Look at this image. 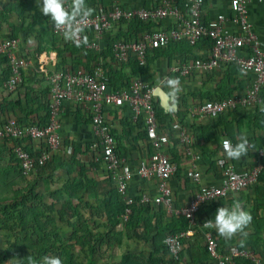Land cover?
Listing matches in <instances>:
<instances>
[{
	"label": "built area",
	"instance_id": "obj_1",
	"mask_svg": "<svg viewBox=\"0 0 264 264\" xmlns=\"http://www.w3.org/2000/svg\"><path fill=\"white\" fill-rule=\"evenodd\" d=\"M229 2L231 14H218L213 21L207 23L203 19L204 0H184L183 5L179 0H162L160 5L152 8H125L114 1L112 6L99 7L94 11L84 26L83 35L90 30L94 32V37L90 42L88 41L87 48L101 51L103 37L114 24L136 19L151 21L174 18L176 25L170 29L145 31L139 39H118L113 42L112 54L115 61L123 63L134 56L141 65H146L149 51L155 48L165 47L171 42L182 39H188L195 45L202 37H209L212 46L208 56L178 62L170 71L187 77L195 71L211 72L234 62L241 70L254 74V81L243 96L208 100L198 108V112L210 117H218L229 109H235L238 104L260 103L261 89L264 86V50L248 18L249 0H229ZM228 23L237 25L239 30L236 28L237 30L233 31L227 26ZM54 31L63 36L55 28ZM18 45V38H4L0 41V53L7 54L12 68L11 78L0 85V93L15 90L23 81L22 68L26 65V59L16 52ZM242 50H247V53L241 55ZM167 79L169 78L165 80ZM49 81L51 104L47 125L23 124L17 117H9L4 125L0 126V138L16 140L13 149L22 172L29 174L36 164L44 165L60 149L62 144L60 113L63 103L72 101L91 115L92 128L97 138L95 145H100L101 159L108 173H112L118 191L128 205L124 218L127 219L131 212L130 206L138 201L140 203L154 201L169 211L173 210L170 180L176 173L177 164L165 153L170 143V135L168 129L160 127L157 119L154 94L156 85H151L139 76H132L127 87L111 89L108 86L109 74L102 61L97 62L91 71L82 68L55 70L49 75ZM106 106L130 107L133 121L145 125L146 134L153 146V157H142L138 165L133 168L120 156L116 138L106 123L104 115ZM172 130L178 134L179 144L184 147V153L192 160L188 177L199 181L201 172L198 169V162L201 154L193 149L189 132L180 123L175 122ZM23 139L42 141L44 147L38 154L32 155L21 143ZM225 140L233 144L230 138H223L222 149ZM259 154L264 155V147L259 149ZM217 162L223 175L222 184L201 185L188 206L177 211L188 218L189 227L197 224V212L202 204L253 185L263 168V164L259 163L250 169L237 170L226 156L219 157ZM136 176L156 178L158 194L152 198L146 194H142L139 198L132 197L128 193L129 183ZM203 226L206 228L205 246L211 264H237V260L243 257L260 264V260L256 259L252 251L237 245H231L223 251L210 226H206L205 222ZM188 234V230L168 234L165 238L169 250L168 256L156 264H175L183 250L182 238Z\"/></svg>",
	"mask_w": 264,
	"mask_h": 264
},
{
	"label": "crops",
	"instance_id": "obj_2",
	"mask_svg": "<svg viewBox=\"0 0 264 264\" xmlns=\"http://www.w3.org/2000/svg\"><path fill=\"white\" fill-rule=\"evenodd\" d=\"M6 1L9 0H0V10L3 7V4L6 3ZM111 1H117L121 6L125 8H152L154 6L160 5L162 2V0H88V2H86L88 6L96 11L97 9H99V7H107L108 4L111 3ZM179 2L181 3V0H179ZM203 5V19L207 23L213 21L218 14H231L229 0H204ZM247 8L248 18L252 23L253 29L258 34L261 40V46L264 50V0H249ZM9 24L0 20V35L2 37L9 36L11 32L10 26H13L12 23ZM150 25V29L152 30H166L175 27L176 23L174 21V18L170 17L161 20H151ZM227 26L233 31H236L237 29L239 30V27L233 23H228ZM125 32V26L124 29H121L120 24H114L111 29L104 35L103 41L106 38L109 40L113 37L115 38L118 36V34L124 36ZM19 33L20 35L18 39L20 44L18 45L17 49L18 54L22 58L26 59V65L22 68V75L24 77V80L26 81L25 87L34 88V91H30L29 95L34 100H32L31 103L28 102L26 95L28 90H25L24 88L0 93V120L6 121L9 117L16 118V115H21L24 119L26 117L25 112L23 113V111L21 112V110H18L17 114H14V112H12V110L10 109L12 101L20 100L22 102L23 109L28 112L29 110L32 111L27 117L29 118L28 120L31 122H40V117H43L45 115V111L43 110L42 106L47 105L46 101L44 100L46 99L45 92L50 88L49 75L56 70V64L58 61V52L56 51L57 47H53L48 43H44V50L39 51L41 45L38 44L37 41V31H33L32 34H30L28 37L24 36L22 32ZM86 33L88 41L90 42L94 37V32L90 30ZM210 43L212 42L208 40L203 41V39H200L198 43L193 46L192 53H194V55H196L197 57L208 56L211 48ZM182 52L184 51H181V53H175L172 58L166 56L151 58V62L147 65L146 68V75H148L149 73L150 75L148 76H151L150 78L152 79V81H148V83L153 84V82L155 81V84H153L154 86L161 85L165 90H167L169 94L170 91L166 87V81L168 79H165L168 77L178 78L180 80L182 91L179 94L178 98L170 94L172 105L171 109L169 110L171 113L170 118H172L170 122L178 121V123H180L185 129H187L192 139V144L198 137V141L200 142V144L204 143V145L212 149H215L217 147V144H214L212 141H210L213 138L212 135H216L221 141L223 138L228 137L232 140L233 145L239 142L238 138H246L250 145L248 155L241 158L240 160H227L231 162L237 170L250 169L259 163H262L264 165V155L261 156L259 154V149L262 147L260 144H257V141L260 142L261 140L262 142V140L264 139V131L262 129L256 128L254 122H248L246 119H244L246 115L252 116L255 113H264V110H262L264 109V87L261 90L260 103H252L251 105L238 104L235 109L228 110L230 112L226 116V121H212L210 116L198 112V108L205 101L210 100L208 99V97L214 93L215 89L217 88L219 83H221L223 78L227 81V71L229 67L227 64H225L222 67L211 72L195 71L192 75L187 77L181 76L180 74H173L170 71L173 65L183 61V59H187V57L188 59H192V56L190 54L185 55ZM246 53L247 50L240 51L241 55H245ZM150 57L153 56L151 55ZM83 61L85 65L80 66L81 68H86V70L89 68V71L93 70L95 65L89 63L85 58L83 59ZM106 61H109L111 64L118 63L111 57H108ZM86 64H88V68L86 67ZM240 70L235 75V78L237 80H234V82L232 83L233 96L229 97L243 96L246 93V89L251 86L254 81V74L248 71ZM125 71L131 72V68L128 67L125 69ZM204 98L208 100L204 101ZM39 100L40 104L38 102ZM178 111H183L185 112V114H182V116L178 118L176 117V113ZM104 115L107 125L113 128V130H116L118 133L117 136L114 137L117 141V148L119 153L128 163H130L133 168L138 165L139 160L142 157L154 156V151L149 145L150 141L147 140L146 136H143L142 134L145 131H142L139 136L138 131L140 129L145 130V125L135 124L132 119V110L129 106H106ZM60 117V133L63 141V146L67 145L70 147L71 145L72 147L73 142H79L82 144H96L97 138L92 128V118L89 112L76 106V104L72 101H65L62 105ZM170 118H167L166 121L169 122ZM128 125L135 127V129H130L131 131H129ZM202 126H205V128H207L211 132L208 136L202 134L203 130L199 129V127ZM232 135L234 137H232ZM25 143L27 147L37 153L40 152L44 147V143L42 141L34 139H27ZM12 146L13 142L11 140L7 141L6 139H0L1 166H4L6 168L14 167L13 165H15V160H13V158L11 159ZM71 147L69 149H71ZM60 150L64 151L63 148L60 147L57 152H59ZM184 152V147L182 148V146L178 144V134L174 133L171 137L169 145L165 149V153L177 164L176 173L170 180V185L173 192L172 194L174 209L171 211L167 210V219L171 220L173 218L178 219L180 215H183L182 213L177 211H180L184 207L188 206L189 201L194 197L201 185L205 184L219 186L222 184L223 179V175L219 166L215 164L214 167H211L210 163L205 162L202 155L200 161L198 162V169L201 172V179L199 181H195L192 178L188 177L187 174L189 169H191L190 165L192 160ZM197 152L200 153V151ZM218 156H225L222 146L219 148L217 157ZM84 159L86 162H91V160H87V155L84 156ZM91 164L88 163L87 173L91 178L99 182L97 186L98 196L100 195L104 197L107 194V190L109 188L116 187V182H114V178L110 177V175L107 173V170L101 168L104 171H102L101 169L98 171V169H96V167L92 166ZM59 172L64 174V171L59 169L54 172L49 178L48 176L44 175L43 177L37 176L38 178L36 177V179L41 181L46 180L47 182L48 179H51L56 173ZM33 173L35 174L34 171ZM6 175L9 176V180H16V178H13L8 173ZM254 191L252 189L249 192H247L246 190L230 192L226 196L222 197L220 202L218 201V204L220 207H231L234 202L238 201L245 210V206L248 205V196H254ZM128 193L135 198H139L142 194L149 195L152 198L158 194L157 179L154 177L141 178L139 176H136L129 183ZM214 208L217 210L218 207ZM197 217H199V215ZM199 219L204 220L205 215L203 214L202 216H200L197 220L198 222L200 221ZM105 220L106 219H104L103 222ZM88 224L93 225L94 222L92 223L91 221L88 222L87 225ZM92 228L95 230V232L98 233L103 231H99V227ZM210 228L213 233L216 232L213 227ZM122 230L123 225L120 224L117 227V231L119 232ZM187 230L189 231V234L185 237L188 245H190V253L184 255V259L182 256V261L180 262V264H203L201 262V259L203 257L202 253H204V250L201 251L200 249L205 246L206 228L202 226L201 223H197L194 226L188 227ZM246 232L248 233L246 237L238 236L232 240L224 239V242H227L228 244L223 249L226 250L231 245H237L240 242L247 241L248 237L251 234L255 233V227L253 226L252 222L246 229ZM54 239L57 243V250L55 251L62 256L63 253H66L69 249H71L70 251L74 256L76 264H84L88 262L90 258L96 260L97 264H120L124 255L133 254L136 256H148L154 250L151 242L146 243L143 241L135 240L133 238H128L126 235L123 236L119 244L112 242V236L108 237L107 241H104L103 243L99 241V244L93 242L95 239L94 237L88 238L87 242L96 244L94 253L90 252L89 246L87 244H85V246H81L80 243H78L83 242V240L86 239L81 235L73 236L70 234L68 236L60 234L57 237L55 236ZM253 239L259 243L257 250L255 251L252 248H249L248 250L254 253L256 259L264 261V257L261 255V252H264V230L261 231V235L259 237H253ZM99 240H102V238H99ZM68 245H70V247H68ZM183 252L185 254V250ZM207 264L211 263L207 262Z\"/></svg>",
	"mask_w": 264,
	"mask_h": 264
},
{
	"label": "trees",
	"instance_id": "obj_3",
	"mask_svg": "<svg viewBox=\"0 0 264 264\" xmlns=\"http://www.w3.org/2000/svg\"><path fill=\"white\" fill-rule=\"evenodd\" d=\"M86 1L88 2V0ZM113 2L114 1H111L108 6H112ZM183 2L184 0H181V5H183ZM40 19L45 20L46 25H43V27L40 26ZM0 20L6 22L7 24L12 23L13 25L10 26L11 32L9 36L2 37L0 35V41L4 38L17 39L20 35L19 32H22L24 36L28 37L30 34H32L33 31H37V41L38 44L41 45L39 51L44 50V43H48L53 47L56 46V51L58 52L56 70H76L78 68H81L80 66L85 65L83 61L84 58L92 65H95L97 62L102 61L104 68L108 71L109 74L108 86L111 89L127 87L132 76H139L146 82L152 81V79L150 78L151 76H148L150 74L148 73V75H146V68L147 65L150 64L151 58H158L161 56L172 58L175 53H181V51H184L182 53H184L185 55L190 54L192 56V59H188L187 57V59H183V61L193 60L200 57H197L196 55H194V53H192L193 46L195 45L191 44L188 39H182L171 42L165 47L155 48L149 51L146 65H141L137 58H135L134 56L130 57L128 61L123 63L111 64L109 61H106L108 57H111L114 60L112 54V44L115 40L139 39L145 31H152V29H150L151 21H144L140 19L132 20L130 22L122 21L119 24L121 29H124V26L126 27V32L124 36L118 34V36L116 35L117 37H113L110 40L107 38L104 39V41L101 42L102 50L96 51L94 49L87 48L86 45H83L82 47L78 48L74 44L65 41L63 36L56 34L54 31V27L52 26L51 20L40 13L36 5V0L6 1V3L3 4L2 9L0 10ZM119 35L121 36V38ZM202 39L203 41H211L209 37H202L201 40ZM210 46H212V43H210ZM17 49L16 52L18 53ZM151 55L153 57H150ZM87 65L88 64H86V67L88 68ZM227 65L229 67L227 71V81L223 78L221 83H219V85L215 89L213 93L214 96L212 94L208 97V99L220 100L225 99L229 96H233L232 83L234 82V80H237L235 78V75L239 72L240 67L234 62L228 63ZM128 67L131 68V72L125 71V69ZM87 71H89V68L87 69ZM11 75L12 68L10 64V59L7 54L0 53V85H3L6 81H8L11 78ZM25 83L26 81L23 77V81L18 85L16 89H27V99L28 102L31 103L34 99H32V97L29 95L30 91H34V88L25 87ZM153 84H155V81L153 82ZM45 96L46 99L44 101H46L47 105L42 106L43 110L45 111V115L43 117H40V122H31L28 120L29 118L27 117L32 111L29 110L28 112L23 109L22 102L20 100L12 101L10 109L12 110V112H14V114H17L18 110H21V112L23 111V113L25 112L26 117L24 119L21 115H16L20 123L47 125L49 121V112L51 104L50 88L48 89V91L45 92ZM155 98L157 119L159 121L160 127L169 130L171 140L172 135L175 133V131L172 130L173 124L175 122H170L172 120V118H170V111H166L161 106L160 100L157 96ZM208 99L204 98V101ZM38 102L40 104V100ZM229 112L230 111H227L218 117L210 118L212 119V121H226V116ZM182 114H185V112L178 111L176 113V117L180 118ZM167 118H170L169 122L166 121ZM244 119H246L248 122H254L256 128L262 129L264 131L263 112L255 113L252 116L246 115ZM4 121L5 120H0V126L4 125ZM135 124L141 125L142 123L135 122ZM128 126L129 131H131L130 129H135V127L131 125ZM199 129L203 130L202 134L206 136L211 133L207 128H205V126L199 127ZM142 131L145 132L142 133ZM111 132L115 137L118 134L116 130H113V128H111ZM138 132L139 136L142 133L143 136H146L147 140H149L146 134V130L140 129ZM212 137L213 138L210 141H212L214 144H217V147L215 149L204 145V143L200 144V142L198 141V137L196 138V141L193 142L192 147L194 150H196V152L200 151L205 162L210 163L211 167H214L215 164L218 165V162L216 161H218L219 156L217 157V155L219 148L222 146V141L216 135H212ZM232 137L234 136L232 135ZM4 139H6L7 141L11 140L13 142V146L16 142V140L11 138ZM25 141H27V139H23V141L21 140V143L24 145L25 148H27V150H29L32 155H36L39 153L34 152L32 149L27 147ZM149 143L150 147L153 149L152 143ZM257 144H260L261 147H264V139L262 140V142L261 140L260 142L257 141ZM13 146L11 148V159L13 158V160H15V165L13 166L16 169H19L18 171L22 172L19 160L14 153ZM96 152H98L99 157L95 155ZM100 154V145H94L93 143L82 144L79 142H73L71 149H69L68 151L60 150L59 152L55 153L53 157L49 159L44 165L36 164L34 170H32L35 172L36 177H43L44 175H46L49 178L54 172L59 169L64 171V184L61 187L52 190L51 194L54 201L47 207H43L44 201L47 199V192H39L31 185H25L21 182L20 184L23 187H21L18 191H15L13 185L17 184L16 180L8 179L7 184L2 183L0 185V209L2 211V216H0V225L3 226L1 227L2 230H0V236L10 235V231L14 228L12 226V223L14 221L18 222L17 225L19 227V230L17 231V239H15L14 242L9 243L8 247L6 248V251L2 252L3 254L0 256V264H4V262H6L8 259H15L16 261H14V264H28L27 258L24 257L30 254L37 260L41 259L45 255H51L60 257L63 261V264H76L74 256L70 251L71 249H69L66 253H63V255L61 256V254L55 251L57 250L56 240H49L50 237H46L47 234L56 235V237L58 235L55 230H51L47 233L48 221L53 220H42V216L46 212H50V210L53 209V206L56 205H59L55 212L57 213L58 219L60 221L64 222L65 220H67L68 215H70L71 218H74L76 220L74 223V231L75 229L78 231L75 232V234L77 235L81 233V236L86 238L85 240H83V242L78 243H80L81 246H85V244H87L91 253H94V248L97 243L99 244V241L103 243L104 241H107L108 237L112 236V242L119 244L123 236L126 235L128 238H133L135 240L143 241L146 243L151 242L152 246L154 247V250L148 256H136L133 254L124 255L120 264H156L166 259L169 250L165 244V238L168 234L186 231L189 227L188 218L184 215H180L178 219H167L168 211L164 208L163 205H158L154 201L148 203H140L138 201L130 206L131 212L128 214L127 219H125L124 214L126 213L128 205L126 204V201L124 200L123 196L118 191L117 186L109 188L107 194L104 197L100 195L97 196V186L99 182L91 178L87 173L88 163H93L91 165L96 168H100L102 165L106 167V165L101 159ZM85 155L88 156L87 160H91V162L85 161ZM120 156L123 158L121 154ZM3 167L1 166L0 169ZM3 172L5 171H0V174H4V176H7ZM108 174L110 175V177H112V173ZM5 187L7 189H5ZM252 189L253 191L255 190V195L251 197L248 196V205L245 206V210L249 212L252 216L251 222L255 227V233L251 234L248 237L247 241L240 242L237 245L240 248H252L256 251L259 243L255 241L253 237H259L261 235V231L264 230V165L262 170L259 172L257 181L253 185H249L248 187L242 190H246L247 192H249ZM47 191L50 192L51 190L48 188ZM93 197H96L95 199H98V204H101V206L104 208L106 215V222L104 228L102 227L103 231L100 233L95 232L93 228L87 225V220L80 209L81 206L76 202V200H78L79 202L86 201L89 204L90 199ZM220 200L221 198L212 200L200 206L197 212V216L199 215L200 217L204 214L205 219H199L200 221H197L198 224L201 223V225L203 226L205 221L214 218V215L216 213V209L214 207H220L218 204ZM199 217H197V220ZM84 223L86 224L84 225ZM120 224L123 225V230L118 232L117 227ZM81 228H84V230H81ZM34 234L38 236L36 239H34L33 237ZM214 235L219 242L220 248L224 251L225 249L223 248L226 247L228 243L224 242V239L219 237L216 232H214ZM23 237H25V239ZM92 237L95 238L93 242L96 244L87 242V239ZM99 238H102V240H99ZM30 240L32 241L30 242ZM182 242L183 250L181 252L179 260L175 262V264H180V262L182 261V256L184 259V255L190 253V245H188L186 237L182 238ZM68 247H70V245H68ZM184 250L185 254L183 252ZM200 250H204V253H202L203 257L201 259V262L203 264H207V262L210 263V257H208L209 255L206 246L202 247ZM261 255L264 257L263 251L261 252ZM205 256L207 257V259ZM19 259L23 260L19 261ZM260 262V264H264V261ZM84 264L97 263L96 260L90 258L89 261ZM237 264L256 263L251 261V259L243 257L237 260Z\"/></svg>",
	"mask_w": 264,
	"mask_h": 264
},
{
	"label": "clouds",
	"instance_id": "obj_4",
	"mask_svg": "<svg viewBox=\"0 0 264 264\" xmlns=\"http://www.w3.org/2000/svg\"><path fill=\"white\" fill-rule=\"evenodd\" d=\"M36 5L40 13L51 20L52 26L62 33L65 41L78 48L88 43L87 33L85 32L83 35L84 26L93 15L94 9L87 5L86 0H36ZM166 87L170 94L177 98L182 91L178 78H169L166 81ZM238 139L239 142L235 145L229 140L223 142L224 154L229 160H240L248 155L250 147L248 140L246 138ZM251 221L250 213L236 201L231 207L217 208L214 218L205 221V224L213 227L219 237L232 240L238 236L246 237L248 235L246 229ZM24 258H27L28 264H63L62 259L58 256L45 255L37 260L30 254ZM23 259H19V261Z\"/></svg>",
	"mask_w": 264,
	"mask_h": 264
},
{
	"label": "rangeland",
	"instance_id": "obj_5",
	"mask_svg": "<svg viewBox=\"0 0 264 264\" xmlns=\"http://www.w3.org/2000/svg\"><path fill=\"white\" fill-rule=\"evenodd\" d=\"M40 26L43 27V25L45 24V20L44 19H40L39 20ZM63 141L61 144V148H63L64 151H68L70 147L65 145L63 146ZM70 152V151H69ZM97 157H99L98 152H96L95 154ZM104 165H102L100 168H96L98 169V171L102 168L105 169V167H103ZM1 167V166H0ZM3 167V166H2ZM101 169V170H102ZM19 169H16L15 167H3L0 169V171H5L3 173L5 174H9L11 175L13 178H16V182L17 184H14V190L18 191L21 187H23L20 182L22 184L25 185H31L33 188H35L37 191L39 192H47L48 194L46 195V200L44 201L43 207H47L49 204H51L54 199L52 198V190L56 189L58 187H61L64 184L65 181V176L64 174H62L61 172L56 173L51 179H48L47 182L46 180L41 181L36 179L35 174L33 173V171H31L29 174H25L21 171H18ZM104 171V170H102ZM102 173V172H101ZM108 173V172H107ZM108 177V175H107ZM8 176H4V174H0V185L2 183H8ZM48 183V185H47ZM117 186V185H116ZM1 187V186H0ZM50 189L51 191H47V189ZM5 189H7L5 187ZM108 191V190H107ZM98 196V195H97ZM96 197H93L90 199L89 204L86 201H82L79 202L78 200H76V202L81 206V211L82 214L84 215V217L88 222L92 223L94 222L93 225L88 224L91 228H98L99 231H102V227L104 228L105 222L106 220L103 222L104 219H106V215H105V211L104 208L101 206V204H98V199H95ZM93 203V204H92ZM57 204V203H56ZM59 207V205L53 206V209L50 210V212H46L43 216H42V220H53V221H48V230L47 233L51 230H55L57 232L58 235L60 234H64V235H73V236H78L81 235V233L79 234H75V232H77L78 230L75 229V219L71 218L70 215L67 216V220H65L64 222L60 221L58 219V215L55 212L56 209ZM94 207V208H92ZM91 208V209H90ZM0 216H2V211L0 209ZM68 222V224H67ZM18 222L14 221L12 223V226L14 227L13 230L10 231V235L9 236H0V256L3 254V251H6V248L8 247L9 243H12L15 241V239H17V231L19 230V227L17 225ZM85 225V224H84ZM101 225V226H100ZM1 227H3L2 225H0V230ZM81 230H84V228H81ZM46 234V233H45ZM57 235V236H58ZM56 235H52V234H47L46 237H50L49 240H54V237ZM34 239H36L38 236L36 234L33 235ZM25 239V237H23ZM32 240H30L31 242ZM14 261H16L15 259H8L6 262H4V264H14Z\"/></svg>",
	"mask_w": 264,
	"mask_h": 264
},
{
	"label": "water",
	"instance_id": "obj_6",
	"mask_svg": "<svg viewBox=\"0 0 264 264\" xmlns=\"http://www.w3.org/2000/svg\"><path fill=\"white\" fill-rule=\"evenodd\" d=\"M154 94L159 98L161 106L169 111L172 107L171 96L161 85H157L154 89Z\"/></svg>",
	"mask_w": 264,
	"mask_h": 264
}]
</instances>
